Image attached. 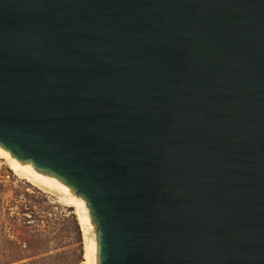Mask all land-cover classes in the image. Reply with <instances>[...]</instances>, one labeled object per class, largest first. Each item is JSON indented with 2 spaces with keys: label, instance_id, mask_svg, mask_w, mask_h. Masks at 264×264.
Segmentation results:
<instances>
[{
  "label": "water",
  "instance_id": "obj_1",
  "mask_svg": "<svg viewBox=\"0 0 264 264\" xmlns=\"http://www.w3.org/2000/svg\"><path fill=\"white\" fill-rule=\"evenodd\" d=\"M0 148L95 264H264V0H0Z\"/></svg>",
  "mask_w": 264,
  "mask_h": 264
},
{
  "label": "rangeland",
  "instance_id": "obj_2",
  "mask_svg": "<svg viewBox=\"0 0 264 264\" xmlns=\"http://www.w3.org/2000/svg\"><path fill=\"white\" fill-rule=\"evenodd\" d=\"M0 155V264H91V232L77 202L29 181Z\"/></svg>",
  "mask_w": 264,
  "mask_h": 264
},
{
  "label": "bare ground",
  "instance_id": "obj_3",
  "mask_svg": "<svg viewBox=\"0 0 264 264\" xmlns=\"http://www.w3.org/2000/svg\"><path fill=\"white\" fill-rule=\"evenodd\" d=\"M0 155L1 156H7L9 160H11V166L21 172L25 178H27L29 181H31L34 184H38L40 186H46L48 188L56 189L67 195L66 202L69 204H73V199L77 202L78 206L80 207L81 212H84L83 204L79 199H76L71 193L70 190L54 178L44 176L40 173L35 172L30 165H23L17 162L15 159H13L6 151L0 148ZM73 198V199H72ZM74 205V204H73ZM83 217L85 219V225L87 227V231L89 230V224H88V217L86 213H83ZM91 242V264H95V249L96 244L93 238L90 239Z\"/></svg>",
  "mask_w": 264,
  "mask_h": 264
}]
</instances>
